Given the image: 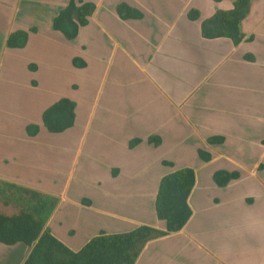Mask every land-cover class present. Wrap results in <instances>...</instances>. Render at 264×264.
Segmentation results:
<instances>
[{"label":"crops","instance_id":"obj_1","mask_svg":"<svg viewBox=\"0 0 264 264\" xmlns=\"http://www.w3.org/2000/svg\"><path fill=\"white\" fill-rule=\"evenodd\" d=\"M69 1L0 0V180L58 196L47 228L77 251L101 232L164 229L159 181L192 167L189 220L134 264H264V0L251 1L241 31L253 38L239 44L201 35L234 0H76L95 10L68 39L52 22ZM120 3L142 16L121 18ZM16 30L28 31L25 45L7 47ZM61 98L74 102V123L51 132L42 114ZM218 170L239 176L220 186ZM30 250L0 243V264Z\"/></svg>","mask_w":264,"mask_h":264},{"label":"trees","instance_id":"obj_2","mask_svg":"<svg viewBox=\"0 0 264 264\" xmlns=\"http://www.w3.org/2000/svg\"><path fill=\"white\" fill-rule=\"evenodd\" d=\"M220 1V0H214ZM252 0H234L229 10L217 9L213 15L201 22V35L205 38L228 37L234 44L250 41L253 35L241 31V22L250 10ZM95 10L92 2L70 0L53 18V28L61 31L68 39L74 38L81 26L88 22V17ZM121 18H140L141 12L125 3L116 6ZM190 19H198L199 11L191 9ZM28 38V31L16 30L7 38L6 45L11 48L23 47ZM245 58L254 60L252 54ZM81 62L75 60V64ZM75 104L68 98H61L42 114L43 125L51 132H61L74 123ZM38 125L27 127L29 135H34ZM149 141L158 144L157 136H150ZM139 139H134V145ZM222 136H211L209 143H221ZM203 161L211 159L209 152L199 150ZM164 164L171 165L168 161ZM259 167H262L260 165ZM236 171L218 170L213 174L217 185H226L237 178ZM195 184V172L192 167H182L163 175L159 181L155 197V213L158 220L164 222V229L150 225H139L122 233H104L92 237L82 248L71 250L54 237L47 221L56 208L59 197L24 185L0 180V202L14 208L12 214L0 212V243H24L31 250L22 264H134L145 244L154 238L170 234L183 228L191 216L188 197Z\"/></svg>","mask_w":264,"mask_h":264}]
</instances>
